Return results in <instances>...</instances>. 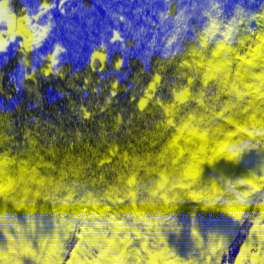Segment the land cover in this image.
Here are the masks:
<instances>
[{"label": "clouds", "instance_id": "1", "mask_svg": "<svg viewBox=\"0 0 264 264\" xmlns=\"http://www.w3.org/2000/svg\"><path fill=\"white\" fill-rule=\"evenodd\" d=\"M149 6L143 105L43 152L0 130V264H264V3Z\"/></svg>", "mask_w": 264, "mask_h": 264}, {"label": "trees", "instance_id": "2", "mask_svg": "<svg viewBox=\"0 0 264 264\" xmlns=\"http://www.w3.org/2000/svg\"><path fill=\"white\" fill-rule=\"evenodd\" d=\"M244 2L251 12H255L264 0ZM38 3L39 0H15L17 7ZM56 3L57 7L51 10L53 35L29 54V60L38 68L37 54H47L60 42L66 49L62 55V76H38L36 80H26L24 77L30 69L21 64L24 57L18 50V41L0 51V130L12 136L14 147L29 146L27 132L38 134L35 137L41 145L45 138L55 137L57 147L73 140L77 131L96 136L100 122L109 120L100 109L110 96L114 81L119 83V90L112 98V107L119 111L132 106L130 98L135 75L143 66L139 56L146 48L143 43L137 48L133 36L141 27L151 25L149 19L155 20L150 0H66L64 12L59 9V0ZM119 16L126 17L129 23L118 20ZM252 25L255 26V20ZM114 31H120L130 42L126 48L112 43ZM101 43L108 46L109 54L103 72L99 67L93 69L90 62L92 52ZM120 59L124 63L116 69L114 64ZM85 80L89 81L88 87H85ZM93 89L99 91L93 92ZM81 107L94 110V119H82Z\"/></svg>", "mask_w": 264, "mask_h": 264}, {"label": "snow or ice", "instance_id": "3", "mask_svg": "<svg viewBox=\"0 0 264 264\" xmlns=\"http://www.w3.org/2000/svg\"><path fill=\"white\" fill-rule=\"evenodd\" d=\"M66 0H59V9L61 12L65 10ZM57 7L56 0H39L36 6L22 5L17 7L15 0H0V51H5L13 42L19 44V51L24 57L21 60V64L25 69L30 71L25 75L26 80H36L38 76L49 77L51 75L62 76L64 69L62 67V55L66 52L64 46L57 42L50 51L41 56L37 54L36 60L39 61L40 66L34 67L30 63L29 54L39 49L45 40H50L53 35L54 24L52 21L51 10ZM138 12L141 9H137ZM237 14H239V8H237ZM47 17L46 20L42 19ZM118 20H122L125 24H128V20L124 16L117 17ZM149 23L155 27L153 21L149 19ZM19 38V40H18ZM113 44L122 45L125 48L130 43L124 37L120 31H114L111 37ZM109 59L108 46L101 43L99 47L92 52L91 55V67L93 69L99 67L101 72L104 71V62ZM124 60H117L114 64L116 69H120ZM89 81L85 80V87H88ZM119 90V83L114 81L111 83V94L106 100V104L111 103L112 98L117 95ZM93 91H99L93 89ZM127 91V89H125ZM132 105H143L144 101L142 96L138 97L135 93L130 98ZM81 118L84 120H92L95 117V112L90 111L87 107L80 108ZM107 125L103 121L100 122V129L106 128ZM38 134L31 132L26 133V142L32 137ZM80 135L91 140L92 134H82L77 131L75 136ZM56 145V138H45V143L34 144V147L40 151H47L49 148Z\"/></svg>", "mask_w": 264, "mask_h": 264}]
</instances>
